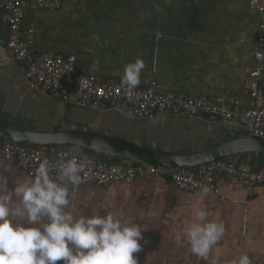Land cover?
Segmentation results:
<instances>
[{"label":"crops","instance_id":"obj_1","mask_svg":"<svg viewBox=\"0 0 264 264\" xmlns=\"http://www.w3.org/2000/svg\"><path fill=\"white\" fill-rule=\"evenodd\" d=\"M25 2L23 26L34 31L33 48L75 56L77 69L98 81H121L125 66L140 58L144 68L137 87L148 80L163 94L208 97L218 105L236 99L241 110L252 106L250 92L256 83L264 93V76L257 82L251 78L264 16L244 0H63L54 11L37 9L34 0ZM6 40L5 28L0 102L23 128L83 130L169 153L195 152L245 135L238 125L207 115L138 118L122 103L97 111L69 105L30 85L23 65L7 53ZM231 161L243 170H264V153ZM0 172L9 190L18 179H32L1 154ZM215 185L218 193L202 198L200 192L182 191L169 179L143 171L130 183L106 188L80 184L72 189L66 210L77 218L111 214L122 222L135 220L143 231L141 251L134 253L138 264H238L245 254L251 264H264V189L222 176ZM17 203L13 197L10 206ZM201 209L208 221L224 226L223 236L205 257L195 255L184 237Z\"/></svg>","mask_w":264,"mask_h":264},{"label":"built area","instance_id":"obj_2","mask_svg":"<svg viewBox=\"0 0 264 264\" xmlns=\"http://www.w3.org/2000/svg\"><path fill=\"white\" fill-rule=\"evenodd\" d=\"M34 1L39 10H59L63 5V0ZM244 1L264 16L262 0ZM25 8V0H0L1 21L7 31V53L15 62L23 65L25 78L35 90L53 94L69 105L94 111L122 103L138 118H152L160 114L212 116L238 125L245 135L264 139V93L258 83L250 92L252 106L241 110L236 99L231 100L229 105H218L208 97L184 98L163 94L156 91L148 80L135 89H129L116 79L101 82L94 76L82 74L76 67L75 56H62L52 51L37 52L31 45L33 29L25 30L23 26ZM261 76H264V19L256 39L251 78L257 82ZM0 154L12 159L19 169L32 178L39 163L45 159L49 161L50 175L55 177L60 163L75 158L86 164L81 173V184H94L104 188L117 182L130 183L144 171L150 175L163 176L176 188L190 193L200 192L202 187H208L209 193L217 194L215 179L218 176L264 189V170H243L227 160L196 168L167 170L138 163L101 161L81 156L70 146L16 143L1 134Z\"/></svg>","mask_w":264,"mask_h":264},{"label":"clouds","instance_id":"obj_3","mask_svg":"<svg viewBox=\"0 0 264 264\" xmlns=\"http://www.w3.org/2000/svg\"><path fill=\"white\" fill-rule=\"evenodd\" d=\"M143 68L140 58L128 63L121 83L135 89ZM85 167L73 158L60 163L53 177L45 159L32 179L16 180L11 190L0 172V264H138L134 253L141 251L143 231L135 220L122 222L111 214L77 218L66 210ZM209 191L202 187L200 196ZM13 197L18 201L14 207L10 206ZM207 216L203 209L196 211L195 221L184 230L191 251L200 257L207 256L224 234L223 224L208 221ZM238 264L251 262L245 254Z\"/></svg>","mask_w":264,"mask_h":264},{"label":"water","instance_id":"obj_4","mask_svg":"<svg viewBox=\"0 0 264 264\" xmlns=\"http://www.w3.org/2000/svg\"><path fill=\"white\" fill-rule=\"evenodd\" d=\"M2 21L0 12V52ZM0 134L16 143L37 146H70L117 159L157 168L176 170L196 168L249 153H264V139L244 135L217 146L189 153H169L137 145L129 140L83 130L35 131L21 127L4 112L0 102ZM81 156H85L80 152Z\"/></svg>","mask_w":264,"mask_h":264},{"label":"trees","instance_id":"obj_5","mask_svg":"<svg viewBox=\"0 0 264 264\" xmlns=\"http://www.w3.org/2000/svg\"><path fill=\"white\" fill-rule=\"evenodd\" d=\"M1 41H3V25H2V38H1ZM6 43V42H5ZM2 46V44H1ZM24 144V143H23ZM72 148H76V147H72ZM82 151H85L86 154H88L89 157H95L96 159L98 160H101V161H107V162H112L111 158L107 157V156H104V155H101V154H98V153H95L93 151H90V150H82V149H79L76 150V152H78L80 154V152ZM251 154V153H250ZM260 155V154H263V153H252V155ZM232 158L230 159H227V161H231Z\"/></svg>","mask_w":264,"mask_h":264},{"label":"rangeland","instance_id":"obj_6","mask_svg":"<svg viewBox=\"0 0 264 264\" xmlns=\"http://www.w3.org/2000/svg\"><path fill=\"white\" fill-rule=\"evenodd\" d=\"M5 27L3 26V31H4Z\"/></svg>","mask_w":264,"mask_h":264}]
</instances>
